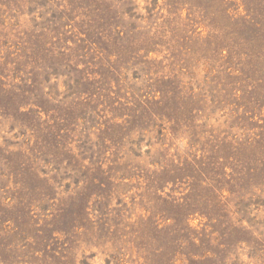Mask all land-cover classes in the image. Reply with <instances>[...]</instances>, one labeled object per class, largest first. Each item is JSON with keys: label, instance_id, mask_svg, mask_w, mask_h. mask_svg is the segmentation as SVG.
<instances>
[{"label": "rangeland", "instance_id": "1", "mask_svg": "<svg viewBox=\"0 0 264 264\" xmlns=\"http://www.w3.org/2000/svg\"><path fill=\"white\" fill-rule=\"evenodd\" d=\"M0 264H264V0H0Z\"/></svg>", "mask_w": 264, "mask_h": 264}]
</instances>
